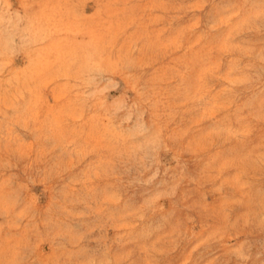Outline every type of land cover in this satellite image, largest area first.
Here are the masks:
<instances>
[{"label": "rangeland", "instance_id": "1", "mask_svg": "<svg viewBox=\"0 0 264 264\" xmlns=\"http://www.w3.org/2000/svg\"><path fill=\"white\" fill-rule=\"evenodd\" d=\"M0 264H264V0H0Z\"/></svg>", "mask_w": 264, "mask_h": 264}, {"label": "bare ground", "instance_id": "2", "mask_svg": "<svg viewBox=\"0 0 264 264\" xmlns=\"http://www.w3.org/2000/svg\"><path fill=\"white\" fill-rule=\"evenodd\" d=\"M32 27V26H31Z\"/></svg>", "mask_w": 264, "mask_h": 264}]
</instances>
